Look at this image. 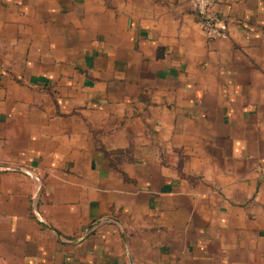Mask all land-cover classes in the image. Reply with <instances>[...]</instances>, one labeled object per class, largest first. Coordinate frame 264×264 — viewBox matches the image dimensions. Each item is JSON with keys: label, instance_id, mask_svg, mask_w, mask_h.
Instances as JSON below:
<instances>
[{"label": "crops", "instance_id": "obj_1", "mask_svg": "<svg viewBox=\"0 0 264 264\" xmlns=\"http://www.w3.org/2000/svg\"><path fill=\"white\" fill-rule=\"evenodd\" d=\"M0 0V264H264V0Z\"/></svg>", "mask_w": 264, "mask_h": 264}, {"label": "built area", "instance_id": "obj_2", "mask_svg": "<svg viewBox=\"0 0 264 264\" xmlns=\"http://www.w3.org/2000/svg\"><path fill=\"white\" fill-rule=\"evenodd\" d=\"M217 0H190V6L195 13L197 23L210 40L228 39L225 22L214 13Z\"/></svg>", "mask_w": 264, "mask_h": 264}]
</instances>
